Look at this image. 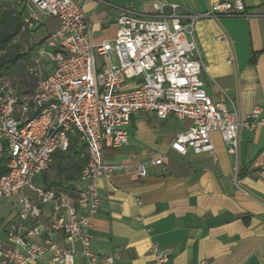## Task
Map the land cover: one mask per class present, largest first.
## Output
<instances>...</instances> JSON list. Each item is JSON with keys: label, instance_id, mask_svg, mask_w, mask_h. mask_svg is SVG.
<instances>
[{"label": "built area", "instance_id": "built-area-1", "mask_svg": "<svg viewBox=\"0 0 264 264\" xmlns=\"http://www.w3.org/2000/svg\"><path fill=\"white\" fill-rule=\"evenodd\" d=\"M12 1L24 11L19 35L32 34L48 17L58 26L29 54L35 66L26 70L33 79L28 97L0 80V200L17 199L19 207L17 220L5 232L9 247L0 243V264H31L46 254L53 264H75L78 255L87 264H113L114 257L92 251V220L101 210L96 181L122 168L107 163L104 155L126 144L125 128L134 115L188 122L170 143L178 156L207 155L217 163L212 135H219L239 188V132L264 133V112L257 107L240 119L230 100L211 101L200 78L203 67L193 31L202 19L246 17L242 0L215 3L202 14L161 0H154L149 12L117 9L114 38L98 43L84 12L86 0ZM44 61L51 65L48 73ZM72 137L86 156L79 186L73 191L37 187L34 179L49 170L56 153L69 151ZM256 167L263 175L264 150ZM137 176H147L145 166L137 167ZM38 203L51 206V227L28 228L38 222ZM52 231H60L69 244L78 243L80 252L61 248L50 238ZM41 233V243L28 240ZM153 257L154 264H168L164 251L153 248Z\"/></svg>", "mask_w": 264, "mask_h": 264}, {"label": "crops", "instance_id": "crops-1", "mask_svg": "<svg viewBox=\"0 0 264 264\" xmlns=\"http://www.w3.org/2000/svg\"><path fill=\"white\" fill-rule=\"evenodd\" d=\"M154 0H86L96 43L114 38L117 9L149 12ZM177 3L183 11L202 14L225 0H161ZM246 17L199 20L193 39L202 63L200 76L207 96L214 103L230 100L240 119L259 107L264 112V0H242ZM17 9L12 0H0V12ZM58 22L45 18L29 35H18L14 43L29 54ZM33 35L30 42L29 37ZM43 71L51 65L43 62ZM189 125L174 119L158 120L148 114L132 116L125 128L126 144L108 150L104 160L122 167L108 179H98L101 210L92 220V251L114 257L113 264H154L153 248L168 254V264H264V174L256 159L264 150L261 130L239 132V188L231 179L232 159L217 134L212 135L217 163L207 155L178 156L170 150L174 136ZM161 159V165L151 162ZM86 163L83 147L71 138L67 153H56L49 170L34 179L43 189L75 190ZM143 165L147 176H137ZM1 169V164H0ZM26 196H32L25 191ZM37 223L51 227L52 208L38 203ZM17 199L0 200V243L7 227L17 220ZM50 238L66 250L79 253L78 243L64 241L60 231ZM44 234L31 237L41 243ZM75 264H87L79 255ZM31 264H53L46 254ZM105 264V263H103Z\"/></svg>", "mask_w": 264, "mask_h": 264}, {"label": "trees", "instance_id": "trees-1", "mask_svg": "<svg viewBox=\"0 0 264 264\" xmlns=\"http://www.w3.org/2000/svg\"><path fill=\"white\" fill-rule=\"evenodd\" d=\"M23 17L24 11L19 8L0 12V80L9 75L25 56V54H21L11 57L7 53V49L11 47V44L14 43V40L19 35ZM12 47L15 48L17 46L14 45ZM0 164V174H2L4 167L1 160Z\"/></svg>", "mask_w": 264, "mask_h": 264}, {"label": "rangeland", "instance_id": "rangeland-1", "mask_svg": "<svg viewBox=\"0 0 264 264\" xmlns=\"http://www.w3.org/2000/svg\"><path fill=\"white\" fill-rule=\"evenodd\" d=\"M33 35L29 37L30 42L32 41ZM16 43H12L11 47L7 49V53L12 57L16 55H21L23 50L17 47L13 48L12 46ZM25 56L20 60L19 64L15 69L5 77L7 81L12 83L15 88H17L18 93L21 97H28L30 95V89L33 85V79L28 75L27 68H33L35 65L32 60L28 61V53H23ZM111 61L113 64H116L115 58L112 56Z\"/></svg>", "mask_w": 264, "mask_h": 264}]
</instances>
